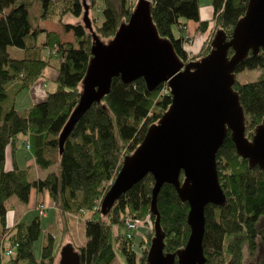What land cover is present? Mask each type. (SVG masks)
I'll return each mask as SVG.
<instances>
[{"label":"trees","instance_id":"obj_1","mask_svg":"<svg viewBox=\"0 0 264 264\" xmlns=\"http://www.w3.org/2000/svg\"><path fill=\"white\" fill-rule=\"evenodd\" d=\"M99 1L103 5L101 21L93 27L90 24L89 31L81 22L67 23L64 19L81 17L83 2L95 5L96 0H0V264L55 262L61 238L66 236L63 228L55 248L53 233L44 231L41 217L34 216L11 227L7 224V201L14 197L28 204L32 192L48 196L56 209L59 227L67 225L69 215L87 216L83 223L86 242L78 248L79 264H113L116 252L125 264H146L154 236L155 217L149 215L152 176L146 175L122 194L106 215L101 214L100 204L123 159L168 109L171 97L160 95L165 84L149 92L142 79L123 83L120 78H113L109 93L79 119L61 153L58 147L59 134L80 97L92 33L103 39L112 37L134 8L128 0ZM148 1L158 35L171 42L182 63L195 60L196 57L188 58L183 37H176L173 27L182 32L190 21L205 31L209 21L199 18V0ZM247 4L248 0H212L211 18L226 39L231 37ZM34 6L36 16L30 10ZM45 20L59 21L63 32H71L74 41L61 42L57 33L43 28L41 23ZM9 47L22 50V57L10 58ZM228 55H232L231 50ZM47 67L57 73L54 89L46 91L44 100L18 109L16 99L30 89ZM255 69H264L261 50L256 55L249 52L235 73ZM233 90L244 110L246 132L264 119V76L254 82H236ZM19 136L28 139L39 169L54 167L55 171L29 180L27 169L14 166L6 170L5 153L8 148L14 153ZM216 168L226 201L223 206L205 208L204 264H262L255 257L258 251L264 254V172L257 166L248 168L246 160L236 156L229 133L216 154ZM156 208L164 236L163 253L173 254L185 246L189 236L188 205L180 202L171 185L164 184L157 195ZM127 217L144 224L149 217L151 222L145 227L149 231L136 241L123 224ZM39 238L43 239L37 256L34 244ZM4 241L11 249L10 256L2 253ZM142 246L144 249L139 252Z\"/></svg>","mask_w":264,"mask_h":264},{"label":"water","instance_id":"obj_2","mask_svg":"<svg viewBox=\"0 0 264 264\" xmlns=\"http://www.w3.org/2000/svg\"><path fill=\"white\" fill-rule=\"evenodd\" d=\"M149 7L148 0H138L128 20L107 43L92 33L81 94L59 134V152L79 119L109 93L113 78L123 83L142 79L149 92L165 83L171 97L168 109L123 159L101 201L100 212L106 215L122 194L151 175L154 184L149 213L155 220L146 264H204L205 208L223 206L226 201L219 185L216 154L228 133L236 156L246 160L248 168L257 166L264 172V119L254 128L251 139L246 138L244 110L233 90L235 70L248 53L256 55L261 50L264 58V0H248L231 37L226 39L217 31L210 52L187 64L179 60L171 42L158 35ZM83 9L84 23L91 31L84 2ZM164 184L171 185L180 202L188 205L189 236L185 246L173 254L163 253L164 236L156 208ZM79 263V255L70 245L60 250L57 264Z\"/></svg>","mask_w":264,"mask_h":264},{"label":"rangeland","instance_id":"obj_3","mask_svg":"<svg viewBox=\"0 0 264 264\" xmlns=\"http://www.w3.org/2000/svg\"><path fill=\"white\" fill-rule=\"evenodd\" d=\"M128 1L130 3H134V6H135V4L138 0H128ZM211 2H212V0H199V8L203 9L205 7H210ZM87 5L89 7L87 10L86 18L88 19L89 24H91V26L93 27V25L95 23L101 21L100 11H101V8L103 7V5L99 0H96L95 5H90L89 2H87ZM30 10L35 11V6H34V9L32 8ZM132 11H133V9H132ZM72 22L73 23L81 22L83 26L84 25L86 26V24L84 23V13L81 15V17H79L77 19H73ZM123 23H125V22H123ZM209 23L210 24L207 25V29H205L206 32L205 31L202 32L199 28L195 31V34H198V36H202V40L200 41V43H196V40L193 36L194 30H193V32L189 33V31H188L189 26H188L187 22L184 24V27L182 28V30H181L182 32H180V34L178 33L177 28L173 27V34L176 37H178V36L183 37V47L186 50L188 49V51H187L188 52V58L192 59V58L196 57V59L195 60L193 59V61L200 60L202 57L206 56L210 52L211 42L213 40L214 35L216 34V32L219 29H216L215 21L212 20V18L209 19ZM112 37H110L108 39H103V38L96 36V38L102 43H107L110 39H112ZM194 44L199 45V46L197 47V49L195 51L194 50L192 51ZM8 50H9L10 54H12V52L14 51V49H12V47H9ZM261 76H264V69L244 70V71L235 73V80L238 83L254 82V81L258 80ZM53 89H54V84H48L47 83L46 91H52ZM161 94H169V88L167 87L166 84L161 89L160 95ZM169 96H170V94H169ZM18 109H20V108H18ZM253 133H254V128L246 131L245 137L250 140ZM25 149H26V156H30L31 155L30 147H29V143H27V142L25 143ZM27 151H28V153H27ZM51 171L52 172L55 171V168L52 167ZM41 174L43 175V172L38 168H35L34 171H32V169L30 167L28 169V179L29 180L35 179V177L36 178L37 177L42 178ZM45 198H48V196H46ZM45 200L47 203L48 202L47 199H45ZM44 203H45V201L42 198L36 199L31 205H30V203L29 204L20 203L14 197L10 198L7 201V207L9 208V212L7 215L8 226L11 227L12 225H14L15 223H17L19 221L28 222V221H30V219L32 217L39 216L42 219L44 231L46 232V230H48L51 233H53L55 248L58 247V243H59L60 238H61L60 237V234H61L60 231H62L64 229V233H66V236H64V238H61L60 250L63 247L70 245L73 248V250L78 253V248L80 246L84 245L86 242L83 223H84V218L86 219L87 216L84 214H82V215L81 214L80 215H74V214L69 215L70 221H68L67 225H65V227H63V226L59 227L57 220L55 218V214H54L56 211L54 205L52 204V202H50V200L48 202V205H44ZM43 205H44V212L42 215L41 213H39V210H40L41 206H43ZM149 215H150V213H149ZM145 222L150 224L151 219L149 217H147ZM147 223L144 224L143 222L136 221V229L132 231V234L135 236L136 241L139 239V237L142 234H144V232L149 231V229L148 230L144 229L145 227L146 228L148 227ZM120 232L123 233L124 229L120 228ZM42 239L43 238H39V240L34 244V253L37 256L40 253ZM2 244H3V247H5V248H2V253L6 254V252L8 250L11 251V249L8 247V243L6 241H4V243H2ZM143 249H144V247L142 246V248L139 247L138 250H139V252L140 251L142 252ZM60 250L57 253L54 264H57V262H58ZM116 254H117V260H115V262L113 264H125L123 258L117 252H116ZM263 255L264 254L262 252L258 251L257 256L255 257V258H257L256 259L257 262H261L262 264H264ZM245 258L247 260L248 256L246 255ZM4 259H6V258H4Z\"/></svg>","mask_w":264,"mask_h":264},{"label":"crops","instance_id":"obj_4","mask_svg":"<svg viewBox=\"0 0 264 264\" xmlns=\"http://www.w3.org/2000/svg\"><path fill=\"white\" fill-rule=\"evenodd\" d=\"M36 10V9H35ZM34 16H36V11L32 12ZM212 17V8L210 7H205L203 9L199 8V18L201 21H209V19ZM74 18L67 16L65 17V22L67 23H73L72 20ZM42 26L44 29H46L49 32H54L57 33L60 36L61 42H66V43H71L74 41L73 34L71 32L64 33L61 23L56 20H45L42 23ZM188 24V31L193 32L194 30V38L196 40V43H200L202 40V36H198V34H195V31L199 28V25L195 22H187ZM210 24V23H208ZM207 29V27H206ZM204 32V31H203ZM206 32V30H205ZM178 33H180L178 31ZM199 45H193L192 51L196 50ZM14 49L12 54H10V58L13 59H19L22 57V50L20 49ZM188 51V49H187ZM57 73L55 69L53 68H45L42 72L41 77L35 81V83L30 87L28 91L22 92L19 97L16 99V106L20 109L26 108L30 105H34L42 100L45 99L46 96V88H47V83L48 84H54L56 80ZM28 141L26 136H19L18 138V143L16 145V149L14 153H12L11 149L8 148L5 155V169L6 170H11L14 166L19 168V169H29V167L34 171L35 168H38L37 165H35L34 160L32 155L26 156V149H25V143ZM28 143V142H27ZM28 153V151H27ZM30 157V158H29ZM39 169V168H38ZM41 170V169H40ZM52 170V167L49 168L48 170H41L43 172L42 177L47 174V172H50ZM40 178V177H37ZM35 177V179H37ZM42 195V196H41ZM41 196V197H40ZM47 195L45 193L41 194H36L35 192L31 193V198H30V205L39 198H42L45 203L44 205H48L49 198H45ZM47 199V203L46 200ZM28 203V204H29ZM8 215V214H7ZM145 229V228H144Z\"/></svg>","mask_w":264,"mask_h":264},{"label":"built area","instance_id":"obj_5","mask_svg":"<svg viewBox=\"0 0 264 264\" xmlns=\"http://www.w3.org/2000/svg\"><path fill=\"white\" fill-rule=\"evenodd\" d=\"M43 212H44V206H41L39 213L43 215ZM123 224L126 230L129 232H132L133 230L136 229V221H134L131 217L125 218ZM10 254H11V251L9 250L6 252V254L4 253L5 256H9Z\"/></svg>","mask_w":264,"mask_h":264}]
</instances>
